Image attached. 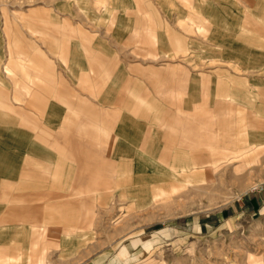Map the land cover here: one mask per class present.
Listing matches in <instances>:
<instances>
[{
	"label": "rangeland",
	"instance_id": "rangeland-1",
	"mask_svg": "<svg viewBox=\"0 0 264 264\" xmlns=\"http://www.w3.org/2000/svg\"><path fill=\"white\" fill-rule=\"evenodd\" d=\"M140 1L143 0H68L75 2L73 8L57 12L59 27L51 29L45 26L47 12L43 11L51 0H0V97L4 92L19 98L13 110L0 108V161L6 167L13 164L10 170L0 173L2 181L17 183L25 173L47 169L41 168L42 164L67 163L75 158L78 173L84 164H92L87 149L96 148L106 160H112L107 156L110 149L128 156L140 144L132 140L136 146L130 148L129 140L120 141L117 132L125 129L132 131L128 136L137 134L144 117L153 118L163 109L189 110L191 98L207 102L204 100L216 97V83L228 76L241 77L237 86L264 94V72H259L264 71V65L256 71L236 70L234 66L244 62L247 55L241 49L233 53L222 49L233 42L222 39L225 36L217 41L208 30L216 23L219 8L223 9L220 0H171L173 3L164 5L173 13L171 17L167 15L169 11L159 9V0H152L159 10L157 17L147 18L145 13L131 16ZM222 1L231 8V13H225L231 28H224L220 35L244 32L264 38V0ZM181 7L187 13L177 21L176 10ZM71 10L74 15L69 14ZM201 10L213 16L208 14L209 20H200ZM189 15H193L192 20ZM67 17L69 25L63 20ZM243 22L255 30L246 27L242 31ZM120 23L128 27H119ZM168 24L171 31L164 28ZM174 32L181 38L180 46L174 43ZM234 45L244 49L248 46L241 41ZM5 65L12 71H5ZM108 68L110 75L103 77ZM40 76L46 83L33 86L35 93L29 94L24 85H33ZM255 78L262 80L256 82ZM82 96L86 100L77 101ZM114 96L132 103L125 110L120 101L107 100ZM68 97L70 100H66ZM57 105L60 114L68 112L75 117V125L65 121L66 125L61 126ZM139 106L144 110L135 108ZM89 108L96 109L94 120L82 118ZM140 112L144 116L140 117ZM79 113L82 123L97 129L98 138L104 139L105 132L113 133L110 148L102 145L100 138L95 139V144L91 139L89 148L83 141L88 138L77 136L81 142L74 147L76 156L70 158L67 151L72 149V143L54 142L58 130L81 127L76 123ZM125 113L127 117L122 116ZM245 154L241 152L240 165L209 168V173L194 175L192 181L173 182L180 186L172 189L168 185L158 197L151 195L146 183L145 194L150 195L145 203L138 201L143 197L140 189L129 193V187H125L121 189L126 193L119 197L115 192L103 206L100 200L110 189L98 188L99 181L94 188L92 181L83 192L94 214L93 234L73 253H65L61 248L63 227L47 230L37 245L38 249L46 247L43 264H264V141L258 140ZM128 158L135 161L132 155ZM29 162L35 165L28 168ZM86 180L89 181L82 180V184H89L90 179ZM11 189L0 190V264H28V258L36 255L29 229L22 232L21 226L28 224L3 219L15 215L10 208L22 206L9 199L20 193ZM40 191L49 189L43 187L35 192ZM58 192L63 196L73 193L68 187ZM18 213L25 214L21 208ZM74 226L70 228L78 226L76 221ZM9 259L11 262L6 263Z\"/></svg>",
	"mask_w": 264,
	"mask_h": 264
},
{
	"label": "crops",
	"instance_id": "crops-1",
	"mask_svg": "<svg viewBox=\"0 0 264 264\" xmlns=\"http://www.w3.org/2000/svg\"><path fill=\"white\" fill-rule=\"evenodd\" d=\"M51 1L52 2L46 7L43 6V11L46 10L47 12V15H44L46 17L45 26L52 29L59 27L58 21L60 20V17L57 12L64 11L66 8L69 9V7L73 8L72 3L75 2L69 3L68 0L67 3L62 2L63 0ZM144 1L145 0L137 3V7L131 10V16L145 13V17L147 18H154V16L157 17V12L159 10L157 11L158 8L156 7V2L149 0L144 4ZM218 2H220L223 9L219 8L220 12L217 13L218 17L216 23L213 27H209L208 30L211 29L212 35L215 36L217 41H219V37L221 38L222 36H225V38L222 39L233 42L232 46H223V48L221 47L222 49H226L228 52L232 53L234 52V49H236L237 52L240 49L245 52H242V54H246L247 58L246 60H243L244 62H239L234 66L236 70L256 71L257 69H261L259 67L264 65V38L261 39L259 36L250 37L244 34V32L230 36L220 35L224 28H226L224 30H229L231 28L230 26H227L228 19L227 14H225L227 12L231 13V8H229L228 5H225L222 0ZM167 3L170 4L173 2L171 0H159V9H163L165 12L169 11V14L167 15L171 17L173 15V13H170L171 10H166V8H164V5ZM184 9V7H181L176 10L178 15L177 21L182 15L187 13ZM134 10L138 14L134 13ZM36 11H38V9ZM70 12V15H74L73 10ZM205 13L207 14V17L205 16ZM208 14H210L211 17L213 16L208 10H201L199 19L209 20L210 16ZM145 17L144 20H146ZM188 18L192 20L193 15H189ZM63 20L69 25V17H67V19L63 18ZM135 20L140 22L139 18H136ZM222 22H224V24H222ZM241 26L244 27L242 31H244L246 27L255 30L252 25L246 26L244 22ZM119 27L125 28L128 26L120 23ZM165 27L166 31L168 29L171 31L169 24L168 26L165 25L164 28ZM174 35V43L180 46L182 41L179 34L174 32ZM262 37H264V35H262ZM238 41L248 44V46L245 47L246 49H254L248 51L241 46L234 45V43L237 44ZM43 54L46 59L50 61V57L45 53ZM243 57L241 56L240 59L242 60ZM116 63L117 62H113L112 65L118 67L119 64ZM5 71L9 72L12 71V69L9 65H5ZM259 72L264 71L261 69ZM110 73L111 72L108 68L103 77L110 75ZM94 74H96V72ZM240 78L241 77H236L234 79L233 77L228 76L224 81L216 83L217 86L214 89L215 93H213L216 97L204 100L207 102H201V100H198L197 97L192 95V97L195 98H191L192 101H190L191 105L189 110L172 112L163 109L160 110L157 115H153V118L150 117L151 119L149 117H144L143 126L137 131V134L128 136L127 134H130L132 131L125 129H122L121 132H117L119 135L117 137H120L118 138L120 141H124V138L129 140V145H131L130 148H133L134 145L136 146V143L132 140L137 139L140 144L138 147L139 152H137L138 150L131 151L129 153L130 156H127L126 153H116L115 151L113 154L110 149L108 150L107 156H112V160H106L104 159L105 156L103 157L101 153H97L96 148L91 150L87 149L92 164H84L83 167H80L78 173L77 168L75 167L78 162L76 161L77 158H75V162L71 159L72 161L67 163H54L53 161H50L45 163L46 165L42 164L40 167L47 168L44 169L46 171H34L33 173L30 171V173H25L23 178L17 183V180L14 182L8 179L4 182L0 179V190L2 192H7L6 190L8 187H11V190L15 192L20 191V193L18 192L10 196L7 194V196L11 201L15 202L16 205H22L20 208L25 214L18 213L20 208L14 207L10 208L9 211L14 212L15 215L10 218L3 217V219L11 221L12 223L22 225L28 224V227L26 225L24 227L21 226L22 232L27 228L29 229L30 236L33 239L31 244L36 248L33 250L36 252V255L34 258H28V264L44 263V250L46 247L42 246L38 249L37 245L40 244L39 238H43L47 235V230L51 232L50 230L55 227H63L61 233V248L65 253H73L78 246L86 243L85 240L91 237L93 234L92 228L94 225V214H92L93 211L88 205L85 196L86 193L83 191H85L87 186L88 188L91 187L92 181L94 188L97 187V182L99 181L98 188L104 187L110 189V191H108L107 194H104L100 200V203L103 206L108 205L115 192H117L116 194L120 197L126 193L128 189L130 191H128L129 193H132L135 189H140L143 197L139 198L138 201L145 203L147 201L146 197L150 195V193H148V195L145 194L146 188L144 186H146V183H149L150 185L151 195L154 194L153 197H158L161 195V192L166 191V186L170 185L173 187L172 189H174L179 185H175L173 182L183 183L192 181L194 175H204L209 173V168H211V170H216L218 167L225 166L226 164L235 165L237 163L240 165V159H242L241 152L244 151L246 154H249L252 145H255L258 140L264 141V94L262 95L255 89L253 90L237 86L236 83L241 81ZM245 79L246 77L242 80ZM253 80L260 82L262 79L255 78ZM0 81H2V79ZM98 81L101 80L99 79ZM42 83L46 82L44 78L40 76L38 82L33 85L28 83V87L25 85L24 87L28 88L29 94H34L35 91L32 90V87H40ZM1 95L0 108L3 110L6 109L7 111L11 109L13 110L16 107L15 100H18L19 98L16 95L12 96V94L4 92H2ZM69 98L70 97L66 100H70ZM81 100H86V97L82 96V99H78L77 101ZM100 100L105 101L106 99ZM107 100L111 102L120 101L125 110H127L130 102L132 103V100L128 101L124 97L119 98L118 96L110 97V99ZM90 103V105L96 107V103H93L92 101H90ZM207 103L212 106H209ZM201 106L208 107L202 110L199 109ZM57 107V110L60 111L57 113V116H61L60 119H62V121H60L61 126L66 125L65 121H69L70 125H75V117L71 118V114L68 112L60 114L61 109L58 105ZM135 108H139V110L142 109L140 106ZM51 110L57 112L54 108ZM142 110H144V107ZM63 111L65 110L63 109ZM96 114V109L91 110V108H89L86 109V113L82 114V118L94 120L97 117ZM141 115L143 114L140 112V117ZM76 116V123L81 127L77 130H66L64 128L62 131L58 130L57 138L54 139V142L72 143V149L67 151L69 154V156L67 155L68 157L73 158L76 156L74 147L81 142L78 140L80 137L88 138V140L83 141L88 143L89 148L91 147L92 140L95 144L96 138H100V143L104 146L109 145L108 148H110V144L114 140V138H112L113 133L109 134V132H105L107 134L104 139H101V137L98 138L97 129L93 126L92 128L89 127L91 126L89 124L82 123L80 113L76 114ZM122 116L127 117L128 114L125 113L122 114ZM52 134L54 135V133ZM77 136L80 137L77 138ZM121 148L125 149L124 147ZM131 155L134 157L135 161L128 158L131 157ZM12 165L13 164L6 167V164L0 161V173L10 170ZM33 165L35 164L29 162L28 168H31ZM74 173H77V178L73 181ZM80 175L84 176V179L79 177ZM96 176H98L97 180ZM85 177L90 179V182H88L89 184H82V180H84V182L89 181L86 180ZM43 187H46L49 191L35 192L37 189ZM62 187L71 188L73 193L63 196L62 193L58 192ZM125 187L129 188H127L126 191L125 189H121ZM4 220H2V222ZM75 221L78 226L76 228H70L74 226ZM10 262L11 259L6 263Z\"/></svg>",
	"mask_w": 264,
	"mask_h": 264
}]
</instances>
